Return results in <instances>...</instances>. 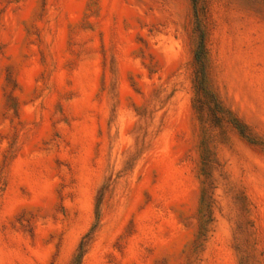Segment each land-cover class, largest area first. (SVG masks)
<instances>
[{"label": "rangeland", "instance_id": "obj_1", "mask_svg": "<svg viewBox=\"0 0 264 264\" xmlns=\"http://www.w3.org/2000/svg\"><path fill=\"white\" fill-rule=\"evenodd\" d=\"M0 264H264V0H0Z\"/></svg>", "mask_w": 264, "mask_h": 264}, {"label": "trees", "instance_id": "obj_2", "mask_svg": "<svg viewBox=\"0 0 264 264\" xmlns=\"http://www.w3.org/2000/svg\"><path fill=\"white\" fill-rule=\"evenodd\" d=\"M202 37V36H201ZM201 47H202V42H201V44L199 45V51H197L196 52V54H195V59H196V63L198 64V66H199V69L201 70L200 72H201V74H203V72H202V69H203V66H204V62H203V58H202V49H201ZM202 83L204 82V84H205V80H204V76L202 75ZM200 79V80H201ZM201 83V84H202ZM200 88H201V86H200Z\"/></svg>", "mask_w": 264, "mask_h": 264}]
</instances>
